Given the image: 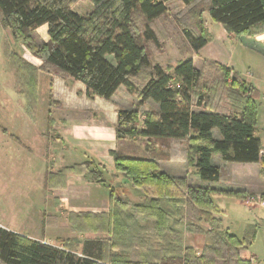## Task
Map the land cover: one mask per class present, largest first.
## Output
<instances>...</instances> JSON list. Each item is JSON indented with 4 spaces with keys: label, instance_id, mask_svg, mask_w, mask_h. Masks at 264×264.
<instances>
[{
    "label": "trees",
    "instance_id": "obj_1",
    "mask_svg": "<svg viewBox=\"0 0 264 264\" xmlns=\"http://www.w3.org/2000/svg\"><path fill=\"white\" fill-rule=\"evenodd\" d=\"M77 1L0 0L1 26L42 63L38 68L29 67L17 54L7 52L6 56L16 58L18 91L30 97L32 108L40 72L81 82L88 98L110 100L122 86L134 97L136 103L132 108L117 113L116 139H144L151 157L140 159L120 151L109 153L115 170L142 191L143 199L132 205L108 186L107 213L71 214L77 218L70 221L77 228L78 218H83L92 232L105 231L115 237L118 226L127 229L125 218L134 219L131 228L137 230L133 232L138 238L147 232L153 243L147 241L134 247L132 239V244L124 246L126 250H137L132 257L126 250L112 254L109 250L115 249V245L109 246L110 238L86 240L77 254L0 227V264H253L241 258L239 252L252 241L254 227L248 228L241 239L221 230V220L213 216L216 210L211 198L242 199L253 195L246 189L220 184V178L228 164L263 163L256 135L258 91L231 68L204 62L205 69L216 68L222 80L220 85L229 94L225 97L229 110L219 111L216 100H212V106L205 103L206 96L201 91H209L211 87L203 83V71L194 66L191 57L164 68L151 64L145 42L158 45L157 21L164 17L173 0H88L93 9L86 16L72 10ZM180 1L193 6L200 0ZM207 3L210 19L226 33L253 39L264 34V0H207ZM202 14L203 9L194 14L195 32L182 29L194 52L210 41ZM44 25L47 41L37 37V29ZM164 28L159 35L166 39L173 23L168 22ZM147 103L154 105L155 110L137 127L140 108ZM47 122L50 128L49 114ZM157 142L162 145L158 150L170 148L171 153L166 156L157 152ZM104 170L100 164L88 161L64 168L59 175L81 174L105 185ZM183 200L209 226L210 242L200 255L180 245ZM141 220L145 222L143 226ZM95 223L106 225L105 229H97ZM187 228L190 232H201L191 224Z\"/></svg>",
    "mask_w": 264,
    "mask_h": 264
},
{
    "label": "rangeland",
    "instance_id": "obj_2",
    "mask_svg": "<svg viewBox=\"0 0 264 264\" xmlns=\"http://www.w3.org/2000/svg\"><path fill=\"white\" fill-rule=\"evenodd\" d=\"M86 4L87 3H84V1L78 0L73 5L72 9L75 8L79 11H83L87 6ZM207 5V0H200L193 6H185L180 0H173L168 5V9L164 17L157 21L159 28L156 26L155 31H157V36H159L157 37L158 45L145 42L150 62L151 64L156 63L164 68L167 66H174L176 62L184 58L191 57L193 64L198 69L203 71V83L207 84L208 87H211V90L209 91H201V93L206 96L205 103L212 106V100H216L218 102L216 108L219 111L226 112L229 110V106L225 100V97L228 94L227 89L225 86L220 85V83L222 84V80L219 77V73L216 72V68L214 70L211 68L205 69L206 67L204 66V62L209 61L223 67L231 68L242 80L251 84L259 93L258 97L255 99V103L257 106V115L259 116L258 131L260 133L261 122H263L264 119V34H261L253 39L244 35L234 36L233 34L226 33L223 31V27L220 24L210 19L208 13L206 12ZM199 9H203V26L207 35L211 37L210 42L205 46V48H202L199 52H194L185 41L182 29L186 27L195 32L193 19L194 14ZM168 22L173 23V29H171V34L168 35V38L164 39L162 34L159 35V32L165 29L164 27ZM41 34L37 31V37L40 38V40H43ZM21 49L26 50L25 47L19 44V42L14 41L9 31L3 28L0 24V121L6 120V122H8L12 120V116L14 115L13 112H15V110L22 112L21 108L23 106L19 104L14 102L7 105L2 104L4 98L12 99L15 97L14 82L16 81V76L14 73V62L17 60L15 61L16 58L12 56L14 54H18ZM7 52H12V56L8 58L6 56ZM228 81H230V76L228 77ZM117 98L119 99V97ZM47 102V93L45 96V92L41 86L37 106L35 105L37 111L38 129L44 126ZM154 110V105L150 103L144 104V106L140 108L135 126L140 127L146 115ZM9 130L13 131L12 128H9ZM14 133L16 134V132ZM214 134L217 135L218 132L215 131ZM260 135L263 136L261 133ZM173 141L174 140L171 142ZM171 142L170 145H174ZM3 145L4 143L0 140V146ZM30 145H33V143H30ZM127 146L130 147L128 149L129 152H132L134 148L140 147L141 154H144L148 158L151 157V154L146 150L147 146L145 144V140H142L137 145L127 142L126 147ZM159 146L161 147L162 145H159L157 142L155 144L157 152L162 151V153L166 156L168 153H171L170 148L158 150ZM151 147L152 146H150V148ZM16 148L17 145L13 143L12 150L19 152V150H17L18 148ZM58 149L59 148L53 150L52 153L53 155L60 157V151ZM134 154L139 155L138 152H134ZM9 155H12V161L10 158L8 159L11 163L7 165V168L4 167L0 169V181L3 183L0 185V216L2 217L6 215V220L7 222L12 223V227L23 231L22 233L26 235H30L31 239H39L40 241L53 246L65 247L77 254H80L82 244L86 240L110 238L109 246H111V244L115 245V249L109 250L112 254H122L119 252H124V250L127 249L124 246L132 244V239H134V247H138L139 244L142 245L143 242H152L150 236L147 235V232L141 234L139 238L138 235L133 232V229L137 230L134 226L131 228V225L135 224L134 219L128 220L125 218L123 222L126 223L127 229L118 226L115 237L108 235L105 231L92 232L87 225V221L83 218H78V227L75 228L74 224L70 220L73 217L72 220L74 221L77 217L68 213V210L70 209L68 202L65 201L63 203L64 206H61L62 202H60L57 198L47 199L44 198L45 195H40L36 191V184H39V177L45 167L44 163L40 164V161L35 157L36 154H34L33 151L30 152V157H32L30 159V169L19 168V166H17L18 163L14 161V157L18 156L14 153H10ZM50 157L51 158H49L48 153L46 166L47 168L49 167L52 169L55 165V160L52 154H50ZM214 161H216V159H214ZM174 162H178V160ZM231 166V172H233L232 177L235 184L253 185L259 181L256 177L257 168L255 163H234ZM24 169L27 172H25ZM190 171L193 170L190 169ZM104 179H106L107 183L111 185L110 187L114 189L116 194L121 196L122 199H127L132 205L139 203L144 197L142 191L134 188L131 182L129 183L124 181L120 183V185H115L109 176H106V178L104 177ZM100 189L104 190V187H101ZM2 190L4 191L3 194H6L10 199L7 203L2 200ZM20 190L23 194L30 193V196L25 197L23 195V198H20ZM106 190L108 195L105 197L107 198V201H109L110 191L109 189ZM121 192H125V196H122ZM94 195L95 197L84 198L82 201L80 199L73 201L77 205L83 206V209H89L87 207L92 206L93 203L94 205L99 206L104 205L103 191L96 192ZM253 195H248L247 197L250 198ZM71 203H73L72 200ZM215 204L220 210L223 208L226 211L227 216L221 218L222 226L229 228L233 234L235 232H239L240 234L242 229L245 227V223L251 222L252 220V211L248 210L247 207L236 203L234 199L225 197L220 200L216 199ZM182 206L184 213L181 222L182 226L179 228L180 245L182 247L191 248L196 255H200L204 245L210 242L207 235L209 226L207 223L202 221V219H198L197 216L194 215L196 214V211H192V209L188 207V204H184V200ZM21 210H23V213ZM213 216L218 218L217 211L213 213ZM103 223L105 224V221ZM104 224L99 226L95 223L97 229L102 227L105 229L106 225ZM140 224L143 226L145 224L144 220H141ZM187 224L198 227L201 229V232H190L187 228ZM242 249H240V251ZM125 252H129L132 257H135L137 254V250H126Z\"/></svg>",
    "mask_w": 264,
    "mask_h": 264
},
{
    "label": "crops",
    "instance_id": "obj_3",
    "mask_svg": "<svg viewBox=\"0 0 264 264\" xmlns=\"http://www.w3.org/2000/svg\"><path fill=\"white\" fill-rule=\"evenodd\" d=\"M82 1L87 3L83 11H79L75 8L72 10L80 16H86L93 9V5L88 0ZM37 31L40 34L42 33L41 35L44 41L48 39L46 25L39 27ZM223 31L225 30L223 29ZM205 46L203 48H205ZM199 51H201V49ZM17 55L20 56L21 60L29 67L32 65L38 68L42 63L41 60L33 57L27 50L21 49ZM14 84L15 97L12 99L4 98L2 104L7 105L14 102L23 107L21 108L22 112L19 110L13 112L14 115L12 116V120L8 122H6V120L0 121V140L4 143L3 146H0V169L4 167L7 168V165L11 163L8 161L9 158L11 160L12 155H9L10 153H14L18 156L14 157V161L18 163L17 166H19V168L30 169V159L32 158L30 157V152L33 151V153L36 154L35 157L40 161V164L44 163L45 166L42 174H39V184H36L35 188L40 195H45L44 198L47 199L57 198L62 202L61 206H64L63 203L65 201L68 202L70 206L68 213L70 214L76 215L85 212L94 214L107 213L108 201L105 196L108 195L106 189L111 185L107 183L106 179L105 185H103L93 182L81 174H67L65 177H61L59 172L73 165L93 161L104 167V177L106 178V176H109L115 185H120V183L124 181L130 183L129 179H126L121 173L115 170L114 162L109 152L120 151L125 156L131 158H148L144 154H141L140 147L134 148L132 152L128 151L130 148L128 147L129 145L126 147L127 142L137 145L144 139L140 138L137 141H118L116 139L115 127L117 124V113L119 110H128L132 108L136 101L134 97L122 86L118 88L110 100H104L99 97L88 98L86 96L85 86L81 82L64 80L58 76L40 72L37 76L38 86L34 104L37 106L41 86L43 87L45 96L47 93L48 102L44 126L38 129L36 106L30 108V97L18 91L17 81H15ZM117 97H119V99ZM48 114L52 122L50 128H48L47 122ZM258 118L259 116L257 115L256 135L260 139V153L263 157V163L261 161L255 163L257 168L256 177L259 181L253 185L235 184L232 177L233 172H231V165L234 163L228 164L226 168L223 169L220 178V184L224 186L246 189L254 194L250 198L245 196L242 199L225 197L234 199L236 203L252 211L253 217L251 222L245 223V227L240 234L239 232L233 234L229 228L222 226L221 218L227 216L226 211L223 208L220 210L215 204L216 199L220 200L224 198V196L212 197L211 201L217 211L218 219L221 220V230H226L241 239L246 235L248 228L251 226L254 227L253 239L240 251V256L243 259L252 261L253 264H264V174L262 173L264 169V119L263 122H261L260 133L263 135L261 136L258 131ZM9 128H12L13 131H10ZM14 132H16V134ZM13 143L17 145L18 149H16L19 150V152L12 150ZM30 143H33V145H30ZM57 148H59L60 157L52 153L53 150ZM134 152H138L139 155L134 154ZM48 153L49 158H51L50 154H52L55 160V165L52 169L49 167L48 169L46 166ZM25 172L27 171L25 170ZM2 184V181H0V185ZM101 187H104V190L100 189ZM100 191L104 193V205L99 206L93 203L92 206L87 207L89 209H83V206L77 205L73 201L79 199L82 201L84 198L95 197L94 194ZM3 192L2 190V200L7 203L10 199L6 194H3ZM125 194V192H121L122 196H125ZM19 195L20 198H23V195L28 197L30 193L23 194L20 190ZM71 200L73 203H71ZM21 212L23 213V210H21ZM12 226V223L7 222L6 215L0 216L1 228L15 232L21 236H29L27 238H30V235H26L22 233L23 231Z\"/></svg>",
    "mask_w": 264,
    "mask_h": 264
}]
</instances>
